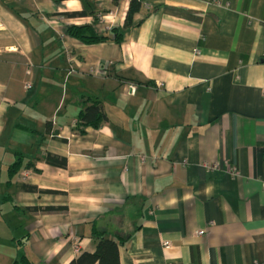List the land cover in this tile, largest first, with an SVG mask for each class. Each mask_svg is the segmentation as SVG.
<instances>
[{
    "label": "crops",
    "instance_id": "1",
    "mask_svg": "<svg viewBox=\"0 0 264 264\" xmlns=\"http://www.w3.org/2000/svg\"><path fill=\"white\" fill-rule=\"evenodd\" d=\"M138 1L85 44L65 28L130 0H0V264H69L95 227L131 235L120 264H264V0Z\"/></svg>",
    "mask_w": 264,
    "mask_h": 264
},
{
    "label": "trees",
    "instance_id": "2",
    "mask_svg": "<svg viewBox=\"0 0 264 264\" xmlns=\"http://www.w3.org/2000/svg\"><path fill=\"white\" fill-rule=\"evenodd\" d=\"M141 2L138 0H130L129 7L126 12L125 19L121 26L112 28V31L105 34H98L92 25L90 24H71L66 27L65 32L69 36L80 40L85 44H97L106 41H114L117 44H120L124 38V34L128 29L133 26V16L135 13L140 11ZM84 12L80 13H67L69 17L76 15H85ZM86 102L91 100V98H84ZM79 130L83 133L84 128L87 126H92L97 128L105 120L106 116L103 112L101 102L92 101V103L87 106L86 109L82 110L78 115ZM49 123L46 126L47 132L49 131ZM45 161L54 166H66L67 160L57 155L46 154L44 157ZM38 157H35L31 161H25L23 154H18L15 161L9 167V175L13 177L18 174L22 168L35 167V163ZM28 191H36L37 187L33 185H25L24 187ZM62 209V208H61ZM44 211H57L59 208L49 206L43 208ZM95 237L97 240V248L94 252L84 251L78 257L69 262V264H120V252H119V241L123 244L131 237L127 235L125 237L119 238H109L106 237L103 231L98 230L95 227ZM14 264H35L27 256L22 255Z\"/></svg>",
    "mask_w": 264,
    "mask_h": 264
},
{
    "label": "built area",
    "instance_id": "3",
    "mask_svg": "<svg viewBox=\"0 0 264 264\" xmlns=\"http://www.w3.org/2000/svg\"><path fill=\"white\" fill-rule=\"evenodd\" d=\"M199 234H201L200 232H199ZM165 245H167V242H166V244Z\"/></svg>",
    "mask_w": 264,
    "mask_h": 264
},
{
    "label": "bare ground",
    "instance_id": "4",
    "mask_svg": "<svg viewBox=\"0 0 264 264\" xmlns=\"http://www.w3.org/2000/svg\"><path fill=\"white\" fill-rule=\"evenodd\" d=\"M197 233H199V232H197Z\"/></svg>",
    "mask_w": 264,
    "mask_h": 264
},
{
    "label": "rangeland",
    "instance_id": "5",
    "mask_svg": "<svg viewBox=\"0 0 264 264\" xmlns=\"http://www.w3.org/2000/svg\"><path fill=\"white\" fill-rule=\"evenodd\" d=\"M66 29V28H65ZM68 35V34H67Z\"/></svg>",
    "mask_w": 264,
    "mask_h": 264
}]
</instances>
